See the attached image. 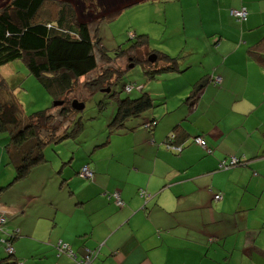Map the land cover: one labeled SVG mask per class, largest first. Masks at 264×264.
<instances>
[{
    "label": "crops",
    "instance_id": "obj_1",
    "mask_svg": "<svg viewBox=\"0 0 264 264\" xmlns=\"http://www.w3.org/2000/svg\"><path fill=\"white\" fill-rule=\"evenodd\" d=\"M242 6L248 20L239 23L230 10ZM188 7L195 15L184 18L194 19L199 29L185 34L191 47L187 69L165 73L179 82L164 92L178 94L177 106L163 109L156 102L153 130L133 124L118 133L125 138L118 151L136 155L129 162L119 159L125 174L111 166L94 182L86 181L78 176L86 163L77 168L73 158L61 155L57 170L59 160L45 150L48 161L26 178L7 186L0 181L7 187L0 195V216L9 221L7 235L14 249L9 256L0 242V264H78L87 249L98 247L97 264H264L258 227L250 228L248 220L236 222V232L246 235L230 242L235 230L228 229L226 219L228 213L247 210L242 199L257 173L264 181V64L248 55L264 37V0H194ZM215 76L221 78L219 85L212 81ZM200 85L201 93L194 96ZM179 125L185 148L174 155L161 143ZM196 135H203L213 153L192 145ZM63 143L70 146L71 139ZM230 156L249 164L218 172L219 163ZM88 165L96 175L98 168ZM114 189L124 206L109 198L107 190ZM145 189L151 199L142 197ZM8 192L16 193L7 198ZM218 192L223 193L220 201L214 199ZM237 197L241 203H234ZM61 241L77 258L58 254Z\"/></svg>",
    "mask_w": 264,
    "mask_h": 264
},
{
    "label": "rangeland",
    "instance_id": "obj_2",
    "mask_svg": "<svg viewBox=\"0 0 264 264\" xmlns=\"http://www.w3.org/2000/svg\"><path fill=\"white\" fill-rule=\"evenodd\" d=\"M10 1L11 0H0V10ZM136 1L137 0H47L39 13V19L37 18L41 21L51 20V18H53L52 16L57 14L59 5L69 2L78 20L89 24L92 35L95 36V39H100V46L104 47L106 53L114 58L112 60L107 56H103L101 49L97 48L96 56L98 58V68L87 76L79 79V82L75 86V92L70 96L73 100L77 99L85 104L83 110L75 112L76 117L81 119L83 124L82 128L76 134V138L71 139L70 146L62 142L60 144H50L46 147V153L49 158L51 155L59 160L60 164L57 170L62 165L61 155H68L66 160L73 158L71 160L72 162H70L77 168H80L83 163H90L96 166L98 171L92 179H86L81 174L78 175L86 181L94 182L96 176H101L102 171L105 173L106 170H111V166L114 168H121L122 173L125 174L123 165L119 164V159L129 162L136 158V155L131 151H123L121 153L116 148L117 144L121 145L123 142L122 139H125L124 137L117 136L119 134H110L109 125L117 110L118 97L121 99L127 97L136 98L142 93L151 92L154 94L152 95L153 98H164L160 100L167 103L161 106V101L157 99L158 108L163 107V109H166V106H168L169 109H172L177 106L175 104L179 103L176 101L178 98L177 93H172L170 95L167 92L164 96V92L171 91L172 88L179 86L178 80H171L170 77L172 76H167V74L164 73L157 75L154 79H149L142 61L143 58L145 59L147 51H159L167 53L175 58L178 57L180 73L186 71L187 65L184 66V64H186L184 61L189 59L186 57V51L191 49V47L188 44L190 42H188V38L185 34H187V32L193 33L199 29V24H196L194 19L190 17L184 18V16L195 15L193 12L195 10L188 9V5L192 4L194 0H185L184 2L179 0ZM119 8L121 9L119 14H116L112 18H105L99 21L102 17H109ZM145 40L147 41L145 42ZM143 42L146 46L142 44ZM120 52L122 53L117 55V53ZM133 58L135 59L134 61H132ZM104 69H107L109 74H111L110 77L107 76L105 78L106 81L112 82L115 81L117 74L123 72L117 83L112 86V93H116L115 97L108 95V92L103 91V88L91 92V87L87 84L88 82H93L101 75ZM0 76L5 78L7 89L20 103L23 111L22 113L25 117H29L33 113L42 110L54 111L55 108L53 106L55 99L43 86L40 80L29 73L24 61L15 60L0 67ZM162 76H165L164 78H166V80L161 83L159 81ZM175 77H177V75H175ZM130 84L143 86V92L141 93L139 91L140 89L135 87L132 93H128L124 86ZM166 85L169 87H166ZM187 96L189 97V95ZM187 96L182 99V101L186 100ZM101 101L104 107L99 105ZM152 112L153 109L145 111L141 116L129 120L127 126L146 123L151 119ZM65 125L66 124L63 126ZM144 128L149 130L147 127ZM63 129L62 127V130ZM108 136L111 137V141L108 145L103 146L102 144L106 141ZM8 137L9 135L7 132H0V181L1 185L5 186L14 181L16 175L15 166L13 163H10L7 152ZM193 144L197 146L194 142H192V145ZM161 146L166 148L167 144L163 142ZM54 147L56 148L54 149ZM70 147H72V149ZM167 150L174 155L177 154L170 149ZM139 160L140 157L137 158V161ZM235 169H237V167L230 169V171ZM253 170L259 171L256 168ZM222 171L229 170H221L218 172ZM251 173L249 177H247V180L251 178ZM258 175L257 173L256 181H253L250 185V193H247L245 199H242V203L245 202L248 206L247 210L238 214H235V212L228 213L226 219L227 225L229 226V228H227L231 229L232 232L235 230L234 224L236 222L243 223L244 225L247 220L250 221V228H254L252 226H257L258 231L260 230L262 233L260 239L264 240V227L262 226L264 225V181H259ZM260 175L263 176L261 172ZM104 177H107V175ZM13 187L10 188L12 189ZM6 189L7 187L2 188L0 190V195L3 191H6ZM115 190L116 189L107 190V193L112 194ZM15 193L16 192H8L6 193V197L11 198ZM234 203H241L240 197H237ZM240 218L242 222L239 221ZM8 224L9 221L3 225L2 228L4 232L0 233V236H6V234L9 233L7 230ZM244 235H246L245 232L240 234V232H236L235 230L233 233L229 234L230 242L238 241V239L240 240V236L242 237Z\"/></svg>",
    "mask_w": 264,
    "mask_h": 264
},
{
    "label": "trees",
    "instance_id": "obj_3",
    "mask_svg": "<svg viewBox=\"0 0 264 264\" xmlns=\"http://www.w3.org/2000/svg\"><path fill=\"white\" fill-rule=\"evenodd\" d=\"M46 2L47 0H11L0 10V67L15 60L24 61L29 73L39 79L55 99L53 112L42 110L25 117L20 103L7 89L5 78L0 76V132H7L9 135L7 152L10 163H13L16 169L14 181L26 178L34 167L48 161L45 153L47 146L76 138V134L83 124L81 119L76 117L75 112L78 110L72 106L73 99L70 96L75 92V86L79 79L98 68L97 48L101 49L103 56L114 59L106 53L104 47L100 46V39H95V36L92 35L89 24L78 20L69 2L61 3L57 14L52 16L51 20H38L39 13ZM241 8L246 7L231 9L230 13L239 23H244L248 20V16L246 20H238L232 14V11ZM120 12L121 9L119 8L109 17H102L99 21L112 18ZM219 41L216 39V46ZM142 44L146 46L144 42ZM263 44L264 37L248 50L249 57L262 64H264V51L261 46ZM121 53H117V55ZM153 55L155 60L151 61L150 57ZM178 59V57H172L167 53L147 51L142 62L148 78L154 79L157 75L163 73H180ZM134 60L133 58L132 61ZM122 73L116 75L115 81H106L105 78L110 77L111 74L107 69H104L101 75L87 84L91 87V92L102 88L103 91L110 89V91L105 92H108L111 97H115L116 93H112V86L117 83ZM217 78L220 77L215 76L212 81L214 84L219 85L221 78L220 82L217 81ZM126 86H124L125 90ZM202 88V85L198 86L194 96L201 93ZM139 91L142 93L143 87ZM156 100L148 92L142 93L136 98L121 99L118 97L117 110L109 125L110 134H118L121 130L128 128L127 122L156 107ZM57 101H63V103L56 105ZM99 105L104 107L102 101ZM64 124L66 125L63 126ZM157 124L158 119L153 117L143 126L153 130ZM180 127L181 125L175 127L164 141L167 144L166 148L177 154L182 153L185 148V137L179 134ZM199 136L203 137V135H196L192 138L195 144H197L195 139ZM109 139L110 136L102 145H106ZM206 145L207 148L201 147L206 151L210 150V154L213 153L214 149L207 142ZM177 148H180V151ZM230 158L231 156L222 161H228ZM248 164L247 160L238 158L235 166L221 170H230ZM217 170L220 169L217 168ZM2 188L6 187H1L0 190ZM110 199L115 202L113 197H110ZM0 232H4V230H0ZM2 239H7L10 243L12 241L7 234ZM2 239L0 242L6 250ZM8 255L12 256L9 253Z\"/></svg>",
    "mask_w": 264,
    "mask_h": 264
},
{
    "label": "built area",
    "instance_id": "obj_4",
    "mask_svg": "<svg viewBox=\"0 0 264 264\" xmlns=\"http://www.w3.org/2000/svg\"><path fill=\"white\" fill-rule=\"evenodd\" d=\"M232 14L238 19V20H246L247 16H248V10L246 8H241L240 10H234L232 11ZM217 81L220 82V78H217ZM135 87L139 88L140 90L142 89L143 86L138 85V84H130L126 86V91L127 92H132ZM195 142L204 147L207 148L208 146L206 145L205 139L204 137H197L195 139ZM177 150L180 151V148H177ZM208 151V150H207ZM210 152V150L208 151ZM238 162V158L232 156L230 158V160H225V161H221L219 164V169H229L233 166H235ZM80 174L86 178V179H92L94 177V171L90 168V166L86 165L82 168ZM142 197H144L146 200L147 199H151L152 195L147 193L146 191H142L141 192ZM113 197L115 199V203L118 206H123L124 202L122 200L121 194L119 192H114L112 195L109 196ZM214 199L216 201H220L223 199V194L221 192H218L214 195ZM7 222L6 218L4 216H0V230L3 231V225ZM2 242L5 244L6 247V251L9 254H13L14 249L12 247V244L10 243L9 240L7 239H2ZM57 249H58V254L61 255L62 253H67L68 255H70L73 258H77L76 254L70 249V247L63 243L62 241L59 242L57 244ZM100 252V248H97L95 250H91V249H87L85 254L83 255V257L81 259L78 260V264H96V259L99 255Z\"/></svg>",
    "mask_w": 264,
    "mask_h": 264
},
{
    "label": "water",
    "instance_id": "obj_5",
    "mask_svg": "<svg viewBox=\"0 0 264 264\" xmlns=\"http://www.w3.org/2000/svg\"><path fill=\"white\" fill-rule=\"evenodd\" d=\"M151 61L155 60V56L153 55L152 57H150ZM105 91H110V89H106ZM63 101H57L55 104L59 105L62 104ZM72 106L76 109V110H83L85 108V104L83 102L78 101L77 99L72 101Z\"/></svg>",
    "mask_w": 264,
    "mask_h": 264
}]
</instances>
